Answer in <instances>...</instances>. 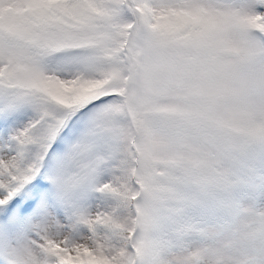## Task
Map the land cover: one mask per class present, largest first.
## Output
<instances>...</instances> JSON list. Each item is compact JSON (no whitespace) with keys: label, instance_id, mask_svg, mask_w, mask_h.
<instances>
[{"label":"snow or ice","instance_id":"obj_1","mask_svg":"<svg viewBox=\"0 0 264 264\" xmlns=\"http://www.w3.org/2000/svg\"><path fill=\"white\" fill-rule=\"evenodd\" d=\"M0 264H264V0H0Z\"/></svg>","mask_w":264,"mask_h":264}]
</instances>
